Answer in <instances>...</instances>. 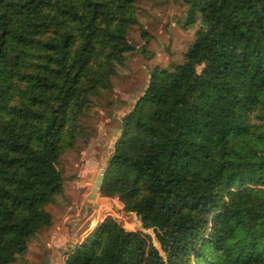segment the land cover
<instances>
[{"label": "trees", "instance_id": "trees-1", "mask_svg": "<svg viewBox=\"0 0 264 264\" xmlns=\"http://www.w3.org/2000/svg\"><path fill=\"white\" fill-rule=\"evenodd\" d=\"M143 1L0 0V264L51 227L58 162L134 51ZM183 2L194 42L150 72L99 191L139 229L108 216L63 264H264V0Z\"/></svg>", "mask_w": 264, "mask_h": 264}, {"label": "rangeland", "instance_id": "rangeland-1", "mask_svg": "<svg viewBox=\"0 0 264 264\" xmlns=\"http://www.w3.org/2000/svg\"><path fill=\"white\" fill-rule=\"evenodd\" d=\"M186 12L183 0H144L139 4V26L132 28L129 34L134 51L127 54L123 64L118 66L112 88L101 94L82 119L81 126L86 135L77 139L75 147L65 151L58 162L57 168L64 183L61 196L49 207L53 223L28 242L26 253L13 264H44L45 259L50 260V264H60L63 255L57 251L60 247L56 246L59 244L56 240L64 241L59 251L65 250L70 246V239L75 237L68 235L69 228L88 233L108 216L115 218L128 231L139 229L137 218L123 213L119 201L97 196L94 207L88 203V195L110 158L113 142L119 136L121 118L146 89L150 72L183 63V55L201 26L199 16L195 24L185 26ZM142 31L145 37H141ZM145 43V52L142 53ZM249 123H253V117L245 124ZM256 157L263 158L264 154L258 153ZM52 228H56V237L49 234ZM145 234L151 236L159 249L152 232Z\"/></svg>", "mask_w": 264, "mask_h": 264}, {"label": "water", "instance_id": "water-1", "mask_svg": "<svg viewBox=\"0 0 264 264\" xmlns=\"http://www.w3.org/2000/svg\"><path fill=\"white\" fill-rule=\"evenodd\" d=\"M104 172H105V169H102L100 171V174L97 176L96 182H94L93 187L91 189V192L88 195V199H89L88 203L93 205L94 207H96V205L93 202L97 199V196H100L99 191H100V188H101V185H102ZM136 217L139 218L138 215H136ZM77 221L78 220H75L74 222H77ZM69 245L70 246H67L65 248V250H60L61 255H64V254L70 252L76 246V244L73 243V242H70ZM44 264H49V261L47 259H45L44 260Z\"/></svg>", "mask_w": 264, "mask_h": 264}, {"label": "crops", "instance_id": "crops-1", "mask_svg": "<svg viewBox=\"0 0 264 264\" xmlns=\"http://www.w3.org/2000/svg\"><path fill=\"white\" fill-rule=\"evenodd\" d=\"M116 140H117V138H115V140H114V142H113V145H114V143L116 142ZM95 228V226L94 227H92L90 230H88V233L91 231V230H93ZM72 228H69L68 229V235L69 236H73V235H75V237H73V239L71 238L70 239V241L68 242V243H70V242H73V243H76V244H79L80 243V241L88 234L87 232L85 233V232H82V233H79V228L78 229H76L75 230V228H74V230H71ZM67 232V231H66ZM49 234H50V236H57V233H56V228H52L50 231H49ZM64 240H65V238H64ZM59 242V244L58 245H56L57 247H60V248H63V240H60V239H57L56 240V243H58ZM49 246V248H50V244H48ZM55 246V245H54ZM59 248V249H60ZM50 249H52V247L50 248ZM59 249H57V251H58V253L61 255V252L59 251ZM62 256V255H61ZM49 261V264L51 263V261L50 260H48ZM63 258H62V260H61V263L60 264H63ZM43 263V262H42Z\"/></svg>", "mask_w": 264, "mask_h": 264}]
</instances>
